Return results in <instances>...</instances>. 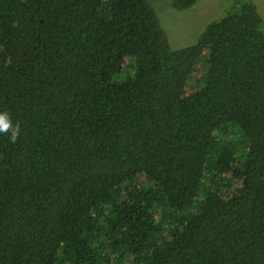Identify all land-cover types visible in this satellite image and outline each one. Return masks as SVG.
<instances>
[{
  "label": "trees",
  "instance_id": "trees-1",
  "mask_svg": "<svg viewBox=\"0 0 264 264\" xmlns=\"http://www.w3.org/2000/svg\"><path fill=\"white\" fill-rule=\"evenodd\" d=\"M262 24L172 48L149 0H0V264H264Z\"/></svg>",
  "mask_w": 264,
  "mask_h": 264
},
{
  "label": "rangeland",
  "instance_id": "rangeland-1",
  "mask_svg": "<svg viewBox=\"0 0 264 264\" xmlns=\"http://www.w3.org/2000/svg\"><path fill=\"white\" fill-rule=\"evenodd\" d=\"M174 0H149L153 5L172 48L193 43L207 23L215 21L240 0H195L188 8L176 9ZM260 14L264 30V0H251ZM221 135V134H220Z\"/></svg>",
  "mask_w": 264,
  "mask_h": 264
},
{
  "label": "clouds",
  "instance_id": "clouds-1",
  "mask_svg": "<svg viewBox=\"0 0 264 264\" xmlns=\"http://www.w3.org/2000/svg\"><path fill=\"white\" fill-rule=\"evenodd\" d=\"M0 133L5 135L10 133L11 142H15L19 136V124L13 125V122L7 112L0 113Z\"/></svg>",
  "mask_w": 264,
  "mask_h": 264
}]
</instances>
